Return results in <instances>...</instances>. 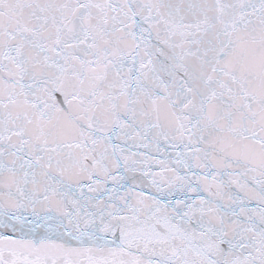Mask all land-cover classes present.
<instances>
[{
	"label": "snow or ice",
	"instance_id": "1",
	"mask_svg": "<svg viewBox=\"0 0 264 264\" xmlns=\"http://www.w3.org/2000/svg\"><path fill=\"white\" fill-rule=\"evenodd\" d=\"M0 264H264V0H0Z\"/></svg>",
	"mask_w": 264,
	"mask_h": 264
}]
</instances>
